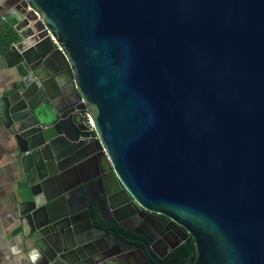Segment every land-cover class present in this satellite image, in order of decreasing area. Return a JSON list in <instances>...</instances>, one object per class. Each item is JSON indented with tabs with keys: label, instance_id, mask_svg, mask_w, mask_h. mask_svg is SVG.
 I'll list each match as a JSON object with an SVG mask.
<instances>
[{
	"label": "water",
	"instance_id": "obj_1",
	"mask_svg": "<svg viewBox=\"0 0 264 264\" xmlns=\"http://www.w3.org/2000/svg\"><path fill=\"white\" fill-rule=\"evenodd\" d=\"M0 5L18 33L0 102L30 263L163 264L149 240L118 249L93 206L109 227L169 218L192 264H264V0Z\"/></svg>",
	"mask_w": 264,
	"mask_h": 264
},
{
	"label": "crops",
	"instance_id": "obj_2",
	"mask_svg": "<svg viewBox=\"0 0 264 264\" xmlns=\"http://www.w3.org/2000/svg\"><path fill=\"white\" fill-rule=\"evenodd\" d=\"M0 14H6L0 5ZM0 52V98L17 85L21 65H9L13 56L5 57ZM56 88L61 85L56 82ZM15 141L5 126L0 102V264H32L22 242V235L16 231V192L21 176V164Z\"/></svg>",
	"mask_w": 264,
	"mask_h": 264
},
{
	"label": "flooded vegetation",
	"instance_id": "obj_3",
	"mask_svg": "<svg viewBox=\"0 0 264 264\" xmlns=\"http://www.w3.org/2000/svg\"><path fill=\"white\" fill-rule=\"evenodd\" d=\"M80 126H82L81 123ZM90 209L92 216L97 220L98 224L105 227L106 234L108 235L107 239H118V249L126 248L130 251L131 256L137 257L134 248L144 245L149 240L155 252L163 254L160 259L163 264L190 263L182 255L180 247L192 237L186 234L184 228L169 218L160 214H147L136 210L132 211L128 218L119 219L124 227H126V229H123L115 225V223H112L114 227L101 223L94 207L92 206ZM121 214V212H115L114 216L119 218ZM105 217L109 216L105 215ZM153 249L151 250L153 251ZM150 261L151 264H155L152 260Z\"/></svg>",
	"mask_w": 264,
	"mask_h": 264
},
{
	"label": "trees",
	"instance_id": "obj_4",
	"mask_svg": "<svg viewBox=\"0 0 264 264\" xmlns=\"http://www.w3.org/2000/svg\"><path fill=\"white\" fill-rule=\"evenodd\" d=\"M4 16V20L1 16ZM16 20L8 13L0 14V52L6 53L12 43L18 40V33L15 28ZM182 255L192 264L195 259V247L192 238L180 247ZM167 263V262H166Z\"/></svg>",
	"mask_w": 264,
	"mask_h": 264
},
{
	"label": "built area",
	"instance_id": "obj_5",
	"mask_svg": "<svg viewBox=\"0 0 264 264\" xmlns=\"http://www.w3.org/2000/svg\"><path fill=\"white\" fill-rule=\"evenodd\" d=\"M1 19H2V20L5 19L3 15L1 16ZM86 116H88V114H87V113H84V117H86ZM85 125H86L88 131L91 133L90 136H91L92 138H94V139H97V136H96V134H95V132H94V128H93L91 122H90L89 120H85Z\"/></svg>",
	"mask_w": 264,
	"mask_h": 264
}]
</instances>
